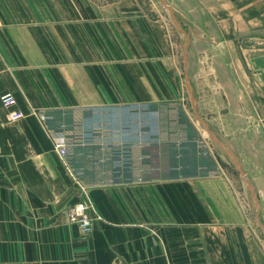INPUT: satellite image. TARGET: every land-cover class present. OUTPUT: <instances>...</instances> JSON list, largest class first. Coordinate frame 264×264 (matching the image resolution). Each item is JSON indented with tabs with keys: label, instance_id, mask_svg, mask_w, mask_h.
<instances>
[{
	"label": "crops",
	"instance_id": "crops-1",
	"mask_svg": "<svg viewBox=\"0 0 264 264\" xmlns=\"http://www.w3.org/2000/svg\"><path fill=\"white\" fill-rule=\"evenodd\" d=\"M167 1L0 0V264H264V0Z\"/></svg>",
	"mask_w": 264,
	"mask_h": 264
},
{
	"label": "rangeland",
	"instance_id": "rangeland-1",
	"mask_svg": "<svg viewBox=\"0 0 264 264\" xmlns=\"http://www.w3.org/2000/svg\"><path fill=\"white\" fill-rule=\"evenodd\" d=\"M82 76H83V74L81 73L80 74V78H82ZM107 79H108L109 82L110 81H114L115 77H114V74L111 71H109L107 73ZM90 90H91V92L95 91L94 89H90ZM85 107H90L92 109L93 113L99 112V111H104L105 110L104 108H106V107H107V111L111 112V113H116V111H118V113H134V112H137V113H140V114L141 113H150L151 115L149 116V118H147V119H150V122H147V120H144V119L142 120V118L136 121L138 123V125H139V128H137V129L143 130L142 129L143 128L142 125L150 123L151 129H153V131H155L154 133H155L156 140H157L156 143H158L159 145L162 143L161 141L164 138L166 125L168 124V126H169V121H167V118H165V117H167V115H165V113L168 112V109H166L165 106H163V105L160 106L159 104L153 105L152 103H148V102H145V101H137V103H132V104L131 103H120V104H115V103H111L110 104L109 103L107 105H105V104L86 105ZM32 112H35V113L38 112L37 113L38 115L42 113L41 110L37 111L35 109H32ZM41 116H42V114H41ZM130 117H131L130 115L126 116L124 127L128 126V124L130 122ZM86 119H88V116L84 118L83 125H84ZM196 121L197 120H194L195 123H196ZM175 122L178 125V127H180V120H176ZM91 123L92 122L89 121V119H88V124H85L84 127H86V128L90 127ZM112 123L114 124V121H112ZM113 127L116 128L115 125H113ZM201 132L204 133V135H207L206 139H210L209 138V134L204 129L203 130L201 129ZM84 137L86 138L85 135H84ZM84 137H83V139H84ZM159 147L161 148V146H159ZM71 173L76 176V179H75L76 180V185L79 188V192L81 194L80 200L81 201L82 200L88 201L89 203L91 201V205L89 206L88 211L90 212V215L93 218V229H94V222L97 219L98 220L103 219V216L101 215V213L97 209L96 203L93 200V197L91 196V194L89 192V185L87 184V182L83 179V177H79L81 175H79L78 172L74 171L72 168H71ZM81 186H84L83 188H85V190L82 189ZM246 186L248 187V185H246ZM252 186L254 187L253 184H252ZM254 190H255V188H254ZM79 201H77V202H79ZM140 224L145 226V227L147 225L146 222H142ZM92 231L90 233H88V234H91Z\"/></svg>",
	"mask_w": 264,
	"mask_h": 264
},
{
	"label": "built area",
	"instance_id": "built-area-1",
	"mask_svg": "<svg viewBox=\"0 0 264 264\" xmlns=\"http://www.w3.org/2000/svg\"><path fill=\"white\" fill-rule=\"evenodd\" d=\"M1 100L4 105L15 107L17 104L16 96L11 91H4L1 94ZM25 116V113L18 108H14L9 118L11 120H17ZM43 117L45 115H42ZM56 147L61 155H65L67 153V141L63 135L56 136L55 139ZM82 189L84 186H81ZM91 205L88 201L80 200L69 207V220L73 223H76L79 230L83 234H88L93 230V218L88 211L89 206Z\"/></svg>",
	"mask_w": 264,
	"mask_h": 264
},
{
	"label": "water",
	"instance_id": "water-1",
	"mask_svg": "<svg viewBox=\"0 0 264 264\" xmlns=\"http://www.w3.org/2000/svg\"><path fill=\"white\" fill-rule=\"evenodd\" d=\"M162 1H163L166 5H168L169 7H171V6H170V3H169L167 0H162ZM237 167H239L238 164H237ZM239 169H240V168H239ZM240 170H241V169H240ZM241 173H242V175H243L245 181L247 182V185H248V187H249V190L251 191V194H252L253 201H254L255 205H256L257 207H259V202H258L257 194L255 193L254 187L252 186V184H251V182L249 181L248 177L246 176V174H245L242 170H241Z\"/></svg>",
	"mask_w": 264,
	"mask_h": 264
}]
</instances>
